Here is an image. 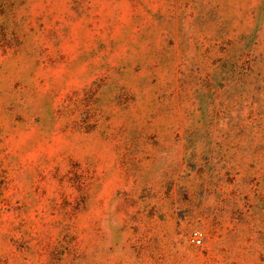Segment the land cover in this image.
Wrapping results in <instances>:
<instances>
[{
	"label": "rangeland",
	"instance_id": "374dc122",
	"mask_svg": "<svg viewBox=\"0 0 264 264\" xmlns=\"http://www.w3.org/2000/svg\"><path fill=\"white\" fill-rule=\"evenodd\" d=\"M0 264H264V0H0Z\"/></svg>",
	"mask_w": 264,
	"mask_h": 264
},
{
	"label": "built area",
	"instance_id": "2783aa9c",
	"mask_svg": "<svg viewBox=\"0 0 264 264\" xmlns=\"http://www.w3.org/2000/svg\"><path fill=\"white\" fill-rule=\"evenodd\" d=\"M200 233L198 231H192L190 234V240L193 242V244H199L200 243Z\"/></svg>",
	"mask_w": 264,
	"mask_h": 264
}]
</instances>
